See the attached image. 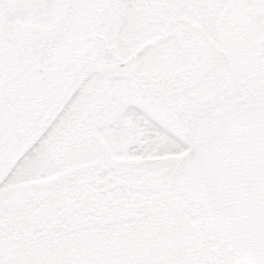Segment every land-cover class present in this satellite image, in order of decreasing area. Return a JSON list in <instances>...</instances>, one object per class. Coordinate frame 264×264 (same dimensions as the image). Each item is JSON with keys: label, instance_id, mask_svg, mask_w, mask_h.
Masks as SVG:
<instances>
[{"label": "snow or ice", "instance_id": "obj_1", "mask_svg": "<svg viewBox=\"0 0 264 264\" xmlns=\"http://www.w3.org/2000/svg\"><path fill=\"white\" fill-rule=\"evenodd\" d=\"M0 264H264V0H0Z\"/></svg>", "mask_w": 264, "mask_h": 264}]
</instances>
